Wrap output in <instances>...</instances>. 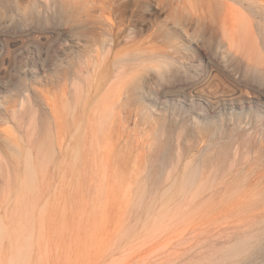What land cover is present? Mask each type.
Masks as SVG:
<instances>
[{
	"label": "rangeland",
	"instance_id": "374dc122",
	"mask_svg": "<svg viewBox=\"0 0 264 264\" xmlns=\"http://www.w3.org/2000/svg\"><path fill=\"white\" fill-rule=\"evenodd\" d=\"M137 1L124 10L133 27L105 56L102 19L84 0H0L1 57L9 58L6 42L21 46L10 53L0 100L13 107L18 85L27 89L26 144L39 147L20 222L0 227V264L261 263H243L233 245L264 229V17L246 11L255 67L245 75L207 18L183 27L188 0ZM234 71L247 91L232 103ZM208 93L225 105L214 109ZM112 96L117 108L101 125ZM46 97L56 100L53 111ZM88 117L96 151L67 158L83 145L76 131ZM2 121L13 138L15 122Z\"/></svg>",
	"mask_w": 264,
	"mask_h": 264
},
{
	"label": "bare ground",
	"instance_id": "6f19581e",
	"mask_svg": "<svg viewBox=\"0 0 264 264\" xmlns=\"http://www.w3.org/2000/svg\"><path fill=\"white\" fill-rule=\"evenodd\" d=\"M135 1L137 0H84L85 4L88 5L89 7L91 6V8L93 9L97 8L95 10L96 15H97L96 19H98V17L102 19V23L99 26L100 28L103 29V34L106 37H108V40L106 41V44L104 45L105 56H108L111 53V51L114 50V48L118 46L124 40L122 36L123 34L125 35L127 28L132 24L134 25V23L132 24L129 23V26H128V23L126 21V16H125L126 13H124V10L128 7L130 3H132L133 5V2ZM140 2L141 1H139L138 4ZM88 6L86 8H88ZM183 6H184V9H186L188 12V16L186 18L187 24L185 26L183 25V27H185L186 29L188 23L195 22L196 24H198L199 20L204 18L203 21L201 20L202 22H200V23H203L205 18H207L208 22L210 21L209 25H211V30H213L212 32H214V34L216 35L218 33L220 34V37H218L219 34L217 35V37L220 38L219 43L221 45H223V43L227 44V50L230 52L232 58L237 61V64H239V66H236V67L237 68L240 67V69H243L241 68V66L244 67L245 70L243 69V71H245L244 72L245 75L249 74L251 70L253 69V67H255V63L252 60L253 50L250 45L252 42V39L255 36V29H254L255 21H253V19H251L247 15L246 11L252 10L254 11V16L256 19L258 17H261L263 19L264 7L254 0H233V2H230L228 0H188L187 2L186 1L184 2ZM135 7H136V4H135ZM93 9H90V12H92ZM129 17L127 19H129ZM100 19L99 21L101 22ZM89 20H90V17H89ZM257 22L260 23L261 20H258ZM133 25L130 27L132 28ZM208 27L209 26H207L206 29H210ZM213 37L214 36H212L211 38L212 40H213ZM215 37H214V40H215ZM217 39H216V45H219V43H217L218 41ZM5 46H6V52L4 53L9 54L8 56L9 58L7 59V61L11 57L10 53L12 52V49H14L15 47L18 50V48L21 47L18 40H12L11 42L8 41L6 42ZM97 50H98V47H97ZM5 56L6 55L4 56L2 55L1 57V54H0V58H1L0 60H2L1 65L3 64V66L1 67L2 72L0 71V79L5 78L6 80L4 79V84H7L6 83L7 78H9L10 77L9 75H11L10 74L11 67L9 64L10 62L7 63V61H4L7 57ZM41 59L43 60L42 56H41ZM97 61H99V58H97L94 62H97ZM234 73L235 71L233 72V75L232 74L228 75L232 84L234 85L233 87L234 89L229 97V101H231L232 103L236 100H239L241 102L243 99L242 97L244 93L247 91V88L245 89L244 87L246 85H244L242 82L243 78L239 79L238 78L239 74L234 75ZM0 86L4 87L3 83L2 84L0 83ZM18 86L19 87L17 91L19 93L20 99L17 104H15L13 107H9V106H6L0 100V121L3 120L2 122H4L6 120V122L8 121L15 122L14 132L16 133V135L12 138L6 135L4 136V133H2L4 130L0 129V227L1 228L5 227L8 224L20 222V218L22 217V214H23V211L26 205L25 199H26L27 185H28V182L30 180H33L34 177L37 175V172H38L37 165L39 164V147L28 146V143L26 144V134H25L26 124H25V120L23 119L24 118L23 114L25 113V111L23 110L24 109L23 103H24V97L27 96L29 93L26 94L27 89H24V87H20V85ZM64 93L66 94L67 90H64ZM210 93H208L209 102H210V105L214 109L218 108L223 102L225 105L226 102H225V99H223V97L220 98L219 96L212 95ZM257 98L260 101L264 100L262 96L257 97ZM45 101H46L47 106L51 109V111H53L56 100L52 101L50 100V98L46 97ZM116 101H117L116 97L112 96L108 100V103L107 102L105 103L107 105L104 106V109L98 118V121L101 123V125L103 123L109 122L110 117L112 118L114 114V110L115 108H117L115 105ZM110 108H112L111 111H110ZM94 114L95 113H93V115ZM87 123L88 124L86 125L85 130L82 129L83 125L81 123V125L76 131V135H80L82 130L84 131L81 134L82 138L84 139L83 145H81V141H80L79 143L80 147L77 149L76 147L74 148L76 152L74 151V152H71L70 154L69 152H67L68 154V155L66 154L67 158L71 156V159L77 160L82 157V150L85 151L86 155L88 154V152L91 153V152L96 151V148L98 146V140H97V133H95L96 123H95L94 117H88ZM58 129L59 130L57 131L56 145L58 147V150L60 151L61 156L64 158L62 146L64 145L65 140L62 139L63 135H62L61 128H58ZM72 136L74 137L75 135L72 133ZM195 174L196 172H190L186 176V179H185L186 185L184 186V189L187 193L190 191V189L192 188L195 182V177H196ZM11 207L16 210L15 217H9L8 215L9 209L11 210ZM252 212L253 211L251 210L250 213L254 216L256 213L253 214ZM256 216L257 215H255L254 217ZM235 229H239V228L237 227ZM258 232L259 233H256L255 235H251L252 234L251 232L250 236L247 235L246 237L239 238L235 243L233 242L234 243L233 255L235 254V256H240V252L244 253V258L242 259L244 261L243 263L245 262L248 263V261H253V260L254 261L260 260L261 263L264 261V241L261 242V239L263 238V235H264V229L259 228ZM239 263H240L239 260L235 261V264H239Z\"/></svg>",
	"mask_w": 264,
	"mask_h": 264
}]
</instances>
